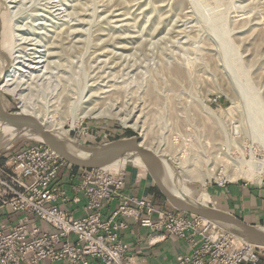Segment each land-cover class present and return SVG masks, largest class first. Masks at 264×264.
I'll use <instances>...</instances> for the list:
<instances>
[{"label":"rangeland","instance_id":"374dc122","mask_svg":"<svg viewBox=\"0 0 264 264\" xmlns=\"http://www.w3.org/2000/svg\"><path fill=\"white\" fill-rule=\"evenodd\" d=\"M17 34L22 74L31 72L18 89L58 122L52 132L88 145L140 135L172 156V190L181 162L191 179L178 193L189 202L219 182L264 183V0H0L1 69L13 63ZM36 50L39 72L26 67ZM0 96L21 112L17 98ZM86 107L112 115L78 118ZM36 139L0 125V159ZM260 163V179L244 177ZM171 239L147 264L175 261L183 249Z\"/></svg>","mask_w":264,"mask_h":264},{"label":"built area","instance_id":"2783aa9c","mask_svg":"<svg viewBox=\"0 0 264 264\" xmlns=\"http://www.w3.org/2000/svg\"><path fill=\"white\" fill-rule=\"evenodd\" d=\"M128 162L75 167L37 139L3 155L0 264H142L124 238L132 226L147 233L151 246L167 238L179 241L183 252L170 264H262L264 247L166 202L155 203L152 195L126 192L127 168L134 166ZM135 239L138 244L141 234Z\"/></svg>","mask_w":264,"mask_h":264},{"label":"water","instance_id":"95a60500","mask_svg":"<svg viewBox=\"0 0 264 264\" xmlns=\"http://www.w3.org/2000/svg\"><path fill=\"white\" fill-rule=\"evenodd\" d=\"M6 70L3 73L4 76ZM2 84L3 79L0 77V87ZM0 123L17 129L19 132L38 136L42 142L64 160L79 168L103 167L123 157L136 154L142 161L155 188L171 207L207 219L250 244L264 247V229L262 226L247 223L234 214L218 208L185 201L174 195L160 177L162 167L160 156L141 144L140 135L118 138L99 145L82 144L68 139L73 149L78 152V154L72 153L64 147L61 140L52 131L46 129L43 123L34 116L5 110L1 96Z\"/></svg>","mask_w":264,"mask_h":264},{"label":"bare ground","instance_id":"6f19581e","mask_svg":"<svg viewBox=\"0 0 264 264\" xmlns=\"http://www.w3.org/2000/svg\"><path fill=\"white\" fill-rule=\"evenodd\" d=\"M5 2H9V3H16V0H4ZM8 6V5H7ZM13 7H16V4H13L10 6V8H13ZM14 17H15V12L14 11H10V13L8 14L7 16V21L10 23L14 20ZM16 29L13 27V25H11V32H12V36L11 34H9V41H8V44L10 45L11 43V39L13 38V35H14V31ZM10 31V30H9ZM17 31V30H16ZM17 41V44H16V50H15V56H14V60H13V63L11 64V67L9 69L6 70V74L5 76L3 75L5 69H1L0 68V77H2L3 79V84L1 85L0 87V91L1 92H4V93H7V94H11L12 96H14L15 98H17L19 100V107L21 109V113L23 114H26V115H32L34 116L35 118H37L41 123H43V125L45 126L46 129L52 131L50 128H54L55 126H57L58 122L54 120V117L52 115H50L48 112H41L37 109H35L33 106L29 105L28 103V99L26 97H24L22 94H20V90L18 89V87L20 86V80H24L25 78L24 77H27L29 78L30 75H31V72H29V74L27 75H23L22 74V71H23V67H24V58L23 56H20V34H17L16 35V39ZM40 51L36 50V52H33V56L31 57V60H29L28 64H27V68L28 69H31V71L33 72H39L41 71V68L42 66L40 65V63L42 62L39 58L40 56L39 55H36L35 53H39ZM27 60V59H26ZM4 66L3 64V61L0 57V67ZM99 115H108V116H111L112 114L107 112V111H104V110H99V109H96V108H85L84 110H82L79 115H76L78 118L79 117H86V116H90V117H96V116H99ZM76 116L72 115V119H71V123H74V120L77 118ZM123 124L127 127H131V128H135L139 129V126L138 124H136L135 122L133 123H130L129 122V119H123ZM1 126H3L4 128L6 129H9L11 131H14V132H17L19 134H25V135H30V136H33L35 138H37L38 140L39 137L36 136V135H33V134H28L26 132H19L17 129H14L8 125H5V124H1ZM54 133V132H53ZM16 134V133H15ZM15 134H13L15 136ZM60 140L61 142L63 143L64 147L69 150L70 152L72 153H76L78 154L77 151H75L73 149V147L70 145L69 143V140L68 139H64L62 136H59L58 134L54 133ZM141 139V144L146 146L147 148H150L152 150H154L155 152H157L156 154H158V156H166L165 157H160L161 158V162H162V167H161V173H160V177L163 181V183L165 184V186L174 194L176 195L177 197H179L180 199H183L185 200L184 198L181 197V194L178 193V190L180 191H186V193L188 192L187 188L185 187L184 185V180H190L191 177H187V173H185L183 170V167H182V164L181 162H179L178 160L174 159L177 166L180 167L181 171L185 174L181 180H179V186L176 190H172V188H170V186H168L167 183L170 182V179L172 178V173L170 171V165H169V162L168 160L172 158V156H168L166 154V152L164 151L163 148L161 147H154L152 145H150L149 143L145 142L143 138H140ZM131 159L128 160V156L124 159H119V160H116L114 162H112L111 164L107 165V167H114V166H118V165H121L124 163V161L128 160L130 161L131 163H133L134 165H139V166H143V163L142 161L140 160V158L136 155V154H131ZM259 163H257L258 165ZM260 166H262V164L260 163L259 167H257L254 171L251 172V174L249 173H243L244 177L245 178H252V176L254 175H258V179H260V176H261V172L262 170L260 171ZM264 167V166H263ZM248 170V169H247ZM252 170V169H251ZM239 174V173H238ZM228 174V178L230 179H235L236 178V175L234 174ZM193 179H200L202 183H204V180L201 179V175H196L193 177ZM210 200V196L208 193L206 192H202L201 194H199L198 198H197V201L196 203L198 204H201V205H208V202ZM187 201V200H185ZM262 229H264V227H262Z\"/></svg>","mask_w":264,"mask_h":264},{"label":"crops","instance_id":"0c3cea01","mask_svg":"<svg viewBox=\"0 0 264 264\" xmlns=\"http://www.w3.org/2000/svg\"><path fill=\"white\" fill-rule=\"evenodd\" d=\"M127 169L126 192L132 193L137 197L152 195V201L164 203V200L157 194L152 179L147 172L142 169H134L133 167H128ZM208 194L210 196L209 206L232 213L250 224H264L263 184L233 181L210 187ZM137 234H141V241L138 244L135 239ZM124 237L132 243L135 255L140 257L142 264H147L149 259L160 257L162 246L167 248L169 243L173 246V242H176L171 238H167L162 243L151 246L147 242V233L137 226H132L130 231L124 234ZM157 264L161 263L157 262Z\"/></svg>","mask_w":264,"mask_h":264},{"label":"trees","instance_id":"16d2710c","mask_svg":"<svg viewBox=\"0 0 264 264\" xmlns=\"http://www.w3.org/2000/svg\"><path fill=\"white\" fill-rule=\"evenodd\" d=\"M156 189V188H155ZM156 192H157V194L164 200V202H166L165 201V199L162 197V195L158 192V190L156 189ZM167 203V202H166Z\"/></svg>","mask_w":264,"mask_h":264}]
</instances>
